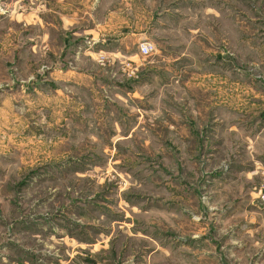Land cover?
I'll return each instance as SVG.
<instances>
[{"label":"rangeland","instance_id":"374dc122","mask_svg":"<svg viewBox=\"0 0 264 264\" xmlns=\"http://www.w3.org/2000/svg\"><path fill=\"white\" fill-rule=\"evenodd\" d=\"M119 4L0 0V264H264V0H125L135 57L83 39Z\"/></svg>","mask_w":264,"mask_h":264},{"label":"crops","instance_id":"0c3cea01","mask_svg":"<svg viewBox=\"0 0 264 264\" xmlns=\"http://www.w3.org/2000/svg\"><path fill=\"white\" fill-rule=\"evenodd\" d=\"M102 1L103 0H57L61 7H69V16L74 15L72 18H66V16L61 18L58 17L57 29L58 22L61 28H65V24L73 25L77 23L78 18H75V16L78 13L77 8L79 6L82 8L85 7V9L90 7V10H92L95 5L101 4ZM124 1L125 0H122V4L108 9L105 17L100 20L96 18H87V24L81 28L83 32V39H91L95 42V44H97L98 50L96 52L101 51L118 57L125 54L135 57L134 54L136 53L134 52V49L138 46L139 42L141 40L152 41L154 38L150 34L151 32H142L141 25L144 21H146L147 18H142L139 16L138 18H129L130 14H134L136 12V4L130 8H124ZM146 22H149L150 24L147 30L159 29L161 26L160 19L155 16L153 12H151V17L148 18ZM154 45L156 47L155 42ZM159 52L160 51L157 49L156 52L149 58H152L156 54L158 55ZM164 67H167V65H164ZM97 77H99L97 74L79 70L73 65H64L60 67L57 66V80L62 82L71 83L74 85H82V82L86 81V85H89L93 81H96ZM105 81H109L110 84V82L116 83L119 80L116 81L115 79H110ZM119 85L122 86V83L119 82ZM135 92L133 93L134 101L140 99V97H138Z\"/></svg>","mask_w":264,"mask_h":264},{"label":"built area","instance_id":"2783aa9c","mask_svg":"<svg viewBox=\"0 0 264 264\" xmlns=\"http://www.w3.org/2000/svg\"><path fill=\"white\" fill-rule=\"evenodd\" d=\"M155 45L150 41H144L140 44V53L143 57H150L155 53Z\"/></svg>","mask_w":264,"mask_h":264}]
</instances>
